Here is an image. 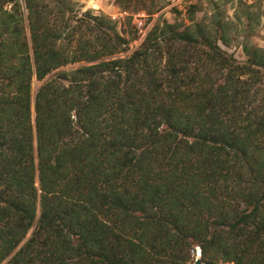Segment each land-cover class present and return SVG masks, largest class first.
<instances>
[{
    "label": "trees",
    "instance_id": "16d2710c",
    "mask_svg": "<svg viewBox=\"0 0 264 264\" xmlns=\"http://www.w3.org/2000/svg\"><path fill=\"white\" fill-rule=\"evenodd\" d=\"M197 9L129 50L72 0H0V264H264V47Z\"/></svg>",
    "mask_w": 264,
    "mask_h": 264
},
{
    "label": "rangeland",
    "instance_id": "374dc122",
    "mask_svg": "<svg viewBox=\"0 0 264 264\" xmlns=\"http://www.w3.org/2000/svg\"><path fill=\"white\" fill-rule=\"evenodd\" d=\"M75 11L81 13L89 10L93 14H103L117 22V26L121 30L128 32L127 36H135V39L129 43V50L137 47L147 30L156 19H167L173 21L178 19L188 23L187 9L191 3L198 6L196 17L199 19L205 14L220 12L226 21L229 22V46L225 48L231 52L238 60H244L245 55L242 51L240 42L245 34L250 33L249 40L257 45L264 47V0H72ZM217 3V6L213 2ZM216 6V7H215ZM249 6V10L256 15L261 14L259 24L252 22L251 27H244L242 23L237 24V15L242 21L246 14L244 11ZM175 9L179 10V14L175 13ZM131 15V23L123 24L124 18ZM141 21V30L137 26V22ZM137 30V31H136ZM38 83H34L33 91L36 90ZM199 248L195 249V257ZM1 264H6L2 262Z\"/></svg>",
    "mask_w": 264,
    "mask_h": 264
},
{
    "label": "water",
    "instance_id": "95a60500",
    "mask_svg": "<svg viewBox=\"0 0 264 264\" xmlns=\"http://www.w3.org/2000/svg\"><path fill=\"white\" fill-rule=\"evenodd\" d=\"M193 264H202V263L200 262V250H198V252L196 253V257H195V259H194Z\"/></svg>",
    "mask_w": 264,
    "mask_h": 264
},
{
    "label": "built area",
    "instance_id": "2783aa9c",
    "mask_svg": "<svg viewBox=\"0 0 264 264\" xmlns=\"http://www.w3.org/2000/svg\"><path fill=\"white\" fill-rule=\"evenodd\" d=\"M140 25H141V21H138V22H137V26H138V27L140 28V30H141Z\"/></svg>",
    "mask_w": 264,
    "mask_h": 264
}]
</instances>
